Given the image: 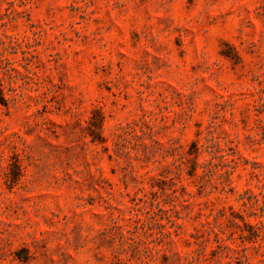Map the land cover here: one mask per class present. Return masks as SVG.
<instances>
[{
  "label": "rangeland",
  "instance_id": "1",
  "mask_svg": "<svg viewBox=\"0 0 264 264\" xmlns=\"http://www.w3.org/2000/svg\"><path fill=\"white\" fill-rule=\"evenodd\" d=\"M0 264H264V0H0Z\"/></svg>",
  "mask_w": 264,
  "mask_h": 264
}]
</instances>
